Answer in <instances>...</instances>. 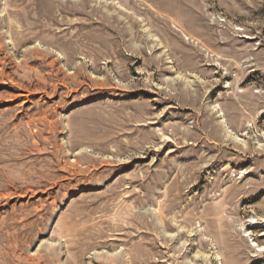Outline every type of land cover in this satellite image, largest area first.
<instances>
[{"label": "rangeland", "instance_id": "obj_1", "mask_svg": "<svg viewBox=\"0 0 264 264\" xmlns=\"http://www.w3.org/2000/svg\"><path fill=\"white\" fill-rule=\"evenodd\" d=\"M264 0H0V264H264Z\"/></svg>", "mask_w": 264, "mask_h": 264}, {"label": "bare ground", "instance_id": "obj_2", "mask_svg": "<svg viewBox=\"0 0 264 264\" xmlns=\"http://www.w3.org/2000/svg\"><path fill=\"white\" fill-rule=\"evenodd\" d=\"M249 244L254 247L256 250H264V245L257 244L253 239L249 240Z\"/></svg>", "mask_w": 264, "mask_h": 264}]
</instances>
